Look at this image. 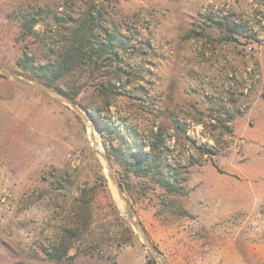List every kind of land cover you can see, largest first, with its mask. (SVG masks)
Returning <instances> with one entry per match:
<instances>
[{"label":"rangeland","instance_id":"374dc122","mask_svg":"<svg viewBox=\"0 0 264 264\" xmlns=\"http://www.w3.org/2000/svg\"><path fill=\"white\" fill-rule=\"evenodd\" d=\"M74 31L92 41L62 87L145 140L162 129L186 166L176 194L133 174L132 195L124 189L161 258L264 264V0H0V66L30 75L18 60L53 58ZM113 36L126 69L110 97L103 84L118 61L97 59L95 42ZM206 142L215 154L195 149ZM114 192L84 119L0 73V264H158Z\"/></svg>","mask_w":264,"mask_h":264},{"label":"trees","instance_id":"16d2710c","mask_svg":"<svg viewBox=\"0 0 264 264\" xmlns=\"http://www.w3.org/2000/svg\"><path fill=\"white\" fill-rule=\"evenodd\" d=\"M37 20L31 16L26 18L24 25L32 32H35L34 26ZM116 36L109 39L108 44L103 41L95 42L97 44L96 58L102 57V51H108L109 57L118 61L114 66V71L109 79L104 82V91L107 95L115 97L122 90V77L125 72V65L122 64V57L120 56L118 45L121 40ZM85 41L91 42L90 36L87 34H77L74 31L71 45L62 51H57L53 54V58L45 61H37L34 57H30L27 53L24 54L18 63L23 69L28 70L30 76L52 86L62 92L63 94L76 101V94L64 89L60 84V77L63 72L70 69L71 63L77 60L80 56L82 45ZM94 57V54H91ZM111 101L108 100V104ZM85 110H87L85 108ZM89 117L93 123L98 127L103 136V142L107 150L110 160L115 159L121 166V173L123 179L119 178L125 190H128L132 195V184L128 180L129 175L133 174L137 177H148L155 187L161 188L165 194L171 195L183 191L184 184L179 181L180 168H185L182 165V160H175L171 156V146L165 141L163 130L159 129L153 132L148 140L140 133L135 126L128 124L126 119L118 116L114 119L112 116H104L98 111L89 112ZM107 135L118 141L117 144L110 142ZM191 145L196 142L187 137ZM189 145V144H188ZM191 145L187 147H191ZM201 154L211 153L215 154V150L209 143H202L195 147ZM154 262V259H151Z\"/></svg>","mask_w":264,"mask_h":264},{"label":"water","instance_id":"95a60500","mask_svg":"<svg viewBox=\"0 0 264 264\" xmlns=\"http://www.w3.org/2000/svg\"><path fill=\"white\" fill-rule=\"evenodd\" d=\"M0 73L5 75V76H9V77H13V78L23 80V81H25L29 84H32L33 86L39 88L40 90L55 96L59 100L70 105L84 119V121L87 123V125L89 127L90 126L93 127L92 121L89 117L87 110H84L76 101L72 100L70 97L63 94L62 92H60L56 88L49 86V85L45 84L44 82H42V81H40V80H38V79L28 75V74H23V73L17 72V71H11V70H8L2 66H0ZM95 150L103 158V160L105 161V164L107 165L110 181L116 188V193L115 192L114 193L118 197L120 203L122 205L123 204L125 205L126 210H127L126 217H127L128 221L133 226L135 231L140 235V237L142 238V240L146 244L147 248H149V250L151 251V253H152L154 259L157 261V263L158 264H167L161 258L159 251L157 250L155 245L152 243L151 239L149 238V235L147 234V232L145 231V229L143 228L141 223L135 218L131 203L125 194L124 187L122 186L121 182L119 181V179L116 175V172L113 168V165L110 161V158H109L107 152L105 151L104 148L102 151H98L97 149H95Z\"/></svg>","mask_w":264,"mask_h":264},{"label":"bare ground","instance_id":"6f19581e","mask_svg":"<svg viewBox=\"0 0 264 264\" xmlns=\"http://www.w3.org/2000/svg\"><path fill=\"white\" fill-rule=\"evenodd\" d=\"M88 130H89V135L91 137L94 148L97 149L98 151H102L103 149H102V147L98 141V136H97L96 130H94L91 126L90 127L88 126ZM106 168H107V165H106Z\"/></svg>","mask_w":264,"mask_h":264}]
</instances>
